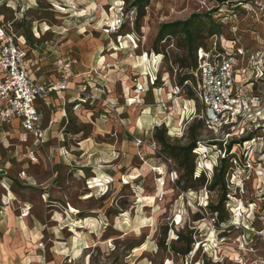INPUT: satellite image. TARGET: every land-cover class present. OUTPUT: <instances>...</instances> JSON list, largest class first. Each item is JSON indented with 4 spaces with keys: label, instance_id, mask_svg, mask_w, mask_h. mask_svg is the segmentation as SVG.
<instances>
[{
    "label": "rangeland",
    "instance_id": "374dc122",
    "mask_svg": "<svg viewBox=\"0 0 264 264\" xmlns=\"http://www.w3.org/2000/svg\"><path fill=\"white\" fill-rule=\"evenodd\" d=\"M133 2L0 0L8 31L20 35L32 27L37 41L27 49L46 62L54 82L65 78L59 60H76L68 77L73 81L83 53L102 49L79 81L84 94L74 102L81 105L67 102L58 137L36 147V161L26 156L19 137L4 139L6 126L0 128V264H264V0H150L142 12ZM194 13L220 25L217 35L205 29L198 38L214 54L234 56L237 91L261 97L232 127L213 130L198 122V75L174 93L192 72L190 57L181 35L157 41V34L161 24ZM121 15L118 32L107 33L106 25ZM110 51L120 53L116 61L129 73L130 85L116 81L109 90L98 83L114 81L103 72L102 58H112ZM146 53L149 61L141 63ZM107 95L117 97L115 103ZM55 104L42 108L44 126L59 109ZM98 119L122 129L120 172L101 177L96 186L99 171L81 166L94 164L97 152L89 160L87 148L77 143L88 136L110 140L95 135ZM162 127L171 144H187L192 135L198 140L189 159L192 188L182 189L184 170L154 139ZM225 154L232 159L223 196L220 187L208 186ZM216 206L218 213L212 211ZM186 240L192 242L188 254L173 250V244L183 250Z\"/></svg>",
    "mask_w": 264,
    "mask_h": 264
},
{
    "label": "built area",
    "instance_id": "2783aa9c",
    "mask_svg": "<svg viewBox=\"0 0 264 264\" xmlns=\"http://www.w3.org/2000/svg\"><path fill=\"white\" fill-rule=\"evenodd\" d=\"M122 22L121 15L106 25V32H118ZM197 61L194 74L199 77L196 94L202 104L201 119L207 128L213 130L234 126L237 119L251 112L253 104L261 97H247L237 91L235 58L231 54H214L200 48ZM73 63L76 60L71 58L58 61L59 70L65 74L62 80L39 82L32 73L33 58L27 49L25 36L8 31L4 26V15L0 14V128L18 121L22 128L19 138L25 144L26 156L33 161L37 160L36 147L47 141L38 103L53 92L68 89ZM187 85H190L189 79L182 85H176L174 93L181 92ZM141 87L139 85V90Z\"/></svg>",
    "mask_w": 264,
    "mask_h": 264
},
{
    "label": "crops",
    "instance_id": "0c3cea01",
    "mask_svg": "<svg viewBox=\"0 0 264 264\" xmlns=\"http://www.w3.org/2000/svg\"><path fill=\"white\" fill-rule=\"evenodd\" d=\"M101 50H102L101 48L98 50V47L94 46L93 49H89V51H85L82 57L83 65L76 66V70L74 72L75 73L74 77L76 80L74 79L73 81L72 80L69 81L68 89L64 91H60V92H53L45 100L39 101L38 106L40 108L41 113H42V108H50L52 106H56L55 101H57V104L59 106L58 107L59 109H57L56 111L53 110V115L49 119L48 125L44 126L42 122V128L46 130V140H49L50 137L52 138L58 137L59 134H58V131H56L57 123L59 120L63 119L64 115H66L65 105L67 104V102L70 106H73L74 108L79 107L81 105L80 102L78 103L74 102L75 101L74 97L79 96L78 94H80V96H83L82 94H84L81 88L78 89V87H80L79 81H82L83 79L82 76L84 75V73H86L88 69L94 65V63L96 62V58L98 56H102L100 55ZM108 54L104 55L102 58V59H105L106 61L105 62L106 66L103 72L104 73L108 72L109 75L114 78V81L109 78V81L105 82V84L104 82H98V83L101 86L105 85L106 87L109 88V90L111 89L112 86H115L116 81L121 83L125 87L130 85L131 83L129 81V75H128L129 73L126 74V71H124L125 69L123 70L121 69L122 71H120L119 70L120 67L118 66L119 63L116 61L118 59L116 58V55H119L120 53L113 52L112 54L114 56H112V58H110ZM30 56L32 57V55ZM108 59L109 60L111 59L113 62H109ZM102 61L104 60H101V62ZM131 63L132 62L130 61V64ZM127 71L133 72L134 70H130L128 67ZM32 73H33V76L39 82L48 83V82L54 81L52 80L53 78L51 77V75L46 73V62H43L42 59H39V58L37 59L35 57L33 58ZM84 81H86L87 86L89 85L91 87V85H93V84L90 85L88 78H86ZM107 96H108L109 101L114 102L115 99L117 100V97L113 95H107ZM97 97H100V96H97ZM119 102H120V99H119ZM120 108H122L121 104H119L118 106V109ZM121 129L122 128L120 127V125L115 124V121L111 122V119L110 120L108 119L107 121L98 119L97 130L95 131V135L101 136V137L110 135V138H109L110 140L108 142H105V141L97 142L95 141L94 137L88 136L86 138L81 139L77 143L78 144L77 147L80 150L85 151V148H87L86 154L87 153L89 154L90 156L89 160L94 155V153L97 152L95 158L93 159L94 164H91L93 166H91L90 164H85V165L82 164L81 166L82 171L84 170L83 168H91V167L95 168L99 171L98 173L95 172L96 170L94 171L98 179H100V177L109 176L110 174H112V176L114 177L117 176V174L120 172V170H118L116 166L120 162V159L118 158L119 151H120L118 137H119V133L121 132ZM1 131H2L1 132L2 137L6 139L7 137L13 138L14 135L19 137V133L22 131V128L19 125L18 121H16L14 124H7L6 128L2 129ZM22 145L25 146L24 143H22ZM90 149H93V151ZM69 154H70V157H73V153H69ZM89 160L88 162L90 163Z\"/></svg>",
    "mask_w": 264,
    "mask_h": 264
},
{
    "label": "trees",
    "instance_id": "16d2710c",
    "mask_svg": "<svg viewBox=\"0 0 264 264\" xmlns=\"http://www.w3.org/2000/svg\"><path fill=\"white\" fill-rule=\"evenodd\" d=\"M149 1L150 0H134L132 5L136 7L139 12H142V10L148 4ZM205 29L208 31L209 36L217 35V33L220 32V25L214 22L211 17L204 19L202 15L198 13L192 14L188 19L185 20H177L173 22L163 23L159 28L157 34V41L164 39L166 36L181 35L183 37V45L188 53V56L190 57V63H187L186 65L192 68V72L182 77L181 81L192 78V75L198 66L197 51L200 48H203L208 51V48H206V46L202 42H200L198 38L201 32H203ZM22 35L25 36L27 43H34L35 41H37L33 37L32 27L26 30L24 34L22 33ZM198 122L200 123V125L204 124L203 120H198ZM80 131L81 130L78 129L75 132L78 133ZM166 131L167 128L165 127L157 128L154 134V139L160 145L161 151L163 153H167L179 162V170H184V174L181 176V180H179L178 182L180 184L182 180L184 181V184L181 186L182 189L187 190L189 188H192L193 185L191 184V182L193 181L194 166L189 164V159L190 157L194 156L193 150L196 149L198 140L195 138L194 135H192L190 141L187 144H171L170 139L166 134ZM230 148L231 146L229 145L228 150ZM230 159H232V156L228 154H225V156L220 159L219 164L215 168L214 176L209 181L210 183L208 186L210 190H214L215 188L220 187L223 191V196L225 195L227 185V175H229L230 173ZM204 182L205 179H203V183ZM221 205H224V203L221 202ZM212 211L214 213H218L220 210L219 207L216 206L212 208ZM178 236L179 238H183L182 234H178ZM158 245L162 249L167 248L164 243L159 242ZM132 248H135V246ZM172 248L178 253L186 255L192 250V242L186 240V246L183 250L176 248L174 244Z\"/></svg>",
    "mask_w": 264,
    "mask_h": 264
},
{
    "label": "bare ground",
    "instance_id": "6f19581e",
    "mask_svg": "<svg viewBox=\"0 0 264 264\" xmlns=\"http://www.w3.org/2000/svg\"><path fill=\"white\" fill-rule=\"evenodd\" d=\"M109 15V14H108ZM46 29H48V28H46ZM39 33V32H38ZM40 34V33H39ZM149 61V55L146 53L143 57H142V60H141V63H145V62H148ZM141 66V65H140ZM146 74H147V72H146ZM203 147V146H202ZM101 178V177H100ZM106 178V177H105ZM99 181H101V180H99L97 177H96V179H94L93 180V182H97V184H95L96 186H99V185H101V183H99ZM90 182V181H89ZM91 187H94V185H92ZM88 197V196H87ZM71 210H73V211H76V208L75 207H73V206H71ZM27 216V215H26ZM177 219L178 220H180L181 219V216L179 215V216H177ZM86 221V220H85ZM88 221V220H87ZM87 223V222H86ZM89 223H91V222H89ZM91 225V224H90Z\"/></svg>",
    "mask_w": 264,
    "mask_h": 264
}]
</instances>
